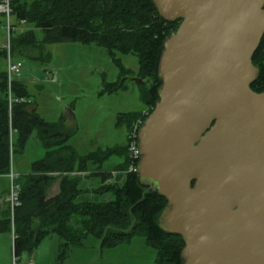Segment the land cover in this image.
Returning <instances> with one entry per match:
<instances>
[{"label":"water","instance_id":"water-1","mask_svg":"<svg viewBox=\"0 0 264 264\" xmlns=\"http://www.w3.org/2000/svg\"><path fill=\"white\" fill-rule=\"evenodd\" d=\"M151 2L179 24L136 129V182L166 199L157 226L181 236L180 264H264V90L250 87L264 0Z\"/></svg>","mask_w":264,"mask_h":264},{"label":"trees","instance_id":"trees-1","mask_svg":"<svg viewBox=\"0 0 264 264\" xmlns=\"http://www.w3.org/2000/svg\"><path fill=\"white\" fill-rule=\"evenodd\" d=\"M11 14L15 22L22 20L42 34L41 39L30 31L14 34L10 51L19 57L43 62L48 58L43 52L44 44L63 41L95 43L104 47L111 57L116 52L136 55L137 72L120 66V78L107 84L106 89L111 92L124 88L123 80L129 76L142 79L136 83L145 109L118 116V123L124 122L128 131L152 111L159 86L154 72L158 52L163 38L176 30L179 20H162L151 0H13ZM4 53L0 48V58ZM252 63L259 71L250 87L261 92L264 90V34ZM4 69L0 68V174L11 171L12 131L16 135L17 149L24 147L33 132L46 149L42 158L31 163L30 172L22 175L18 185L19 204L13 206L12 215L6 208L0 216L1 226L9 227L10 219L13 222V256L32 252L38 241L51 233L75 243L92 234L100 240V245L107 247L127 242L137 234L156 249L155 264H180L181 236L163 233L157 226V216L166 199L140 187L135 172L122 184L113 183L103 188L112 195L108 202L76 200L80 194V178L70 173L75 171L74 162L79 156L67 144L69 133L61 120L49 122L40 117L33 101H15L28 98L29 94L22 80H14L8 91ZM149 83L152 86L148 88ZM106 153H118L125 163L128 145L108 149ZM102 157L92 152L80 158L81 162L89 159L98 163ZM123 165L117 171L122 170ZM93 172L102 181L111 173ZM56 181L58 192L50 196L49 190ZM152 221L155 231L150 225Z\"/></svg>","mask_w":264,"mask_h":264},{"label":"rangeland","instance_id":"rangeland-1","mask_svg":"<svg viewBox=\"0 0 264 264\" xmlns=\"http://www.w3.org/2000/svg\"><path fill=\"white\" fill-rule=\"evenodd\" d=\"M5 18V15L0 14V48L5 52L0 58V68L6 71L8 54L5 48L8 42L11 47L13 35L30 31L41 39L42 34L24 21L15 22L11 14L9 24L12 23V28L7 35ZM43 49L44 55L48 57L43 62L19 57L10 51L11 58L21 63L18 77L23 80L29 94L28 98L23 99L33 101L38 115L43 119L49 122L61 120L69 133L67 144L79 156L74 162L75 171L70 173L80 178V194L76 200L108 202L112 195L103 188L113 183L122 184L134 172V163L131 162L134 160L129 151L125 163L124 157L118 153H106L108 149L129 147L132 142L134 127L128 131L124 122L118 123V116L141 112L145 105L140 98L138 84L131 76L123 80L124 88L109 92L106 86L120 78V66L136 73L137 56L116 52L111 57L104 47L79 41L48 43L44 44ZM150 86L151 83L148 88ZM12 139L10 172L15 178L12 181L9 176L0 174V216L6 208L12 215V186L19 185L22 175L30 172L31 163L42 158L46 152L35 133L29 135L21 149L15 147L16 135L13 131ZM92 152L104 157L98 163L89 159L81 162L80 157ZM122 164V170L117 171ZM96 170L111 173L102 181L101 177L94 174ZM52 188L58 189L57 181ZM153 222L150 225L155 231ZM14 237L10 219L9 227L0 225V264L13 263ZM19 257L21 262L31 264H155L157 252L144 236L137 234L127 242L107 247L100 245V240L92 234L85 235L75 243L51 233L39 240L32 252H22Z\"/></svg>","mask_w":264,"mask_h":264},{"label":"built area","instance_id":"built-area-1","mask_svg":"<svg viewBox=\"0 0 264 264\" xmlns=\"http://www.w3.org/2000/svg\"><path fill=\"white\" fill-rule=\"evenodd\" d=\"M12 2L13 0H0V14L5 15L6 16V22L4 25V28L6 29L7 35L9 32V29L12 28V23L9 24V16H11L12 13ZM21 22H23L22 20H20ZM9 38V37H8ZM6 51H7V61H6V78H7V86H8V91L10 88L11 83L14 80H19L20 78L18 77V73H19V69L21 68V63L19 61H15L11 58V54H10V47H9V42L6 44ZM10 99V98H9ZM15 101H24L23 98H19V99H15ZM134 130H133V135H132V142H130V145L128 147V151L130 153V157L133 158L134 162L131 161L132 163H134V170H135V162L138 158V149H137V145H136V129L138 127L137 123H134L133 125ZM9 176L11 177V179L13 180L14 174L12 172H10ZM12 190H11V194H10V200H11V207L13 208V206L18 205L19 201H18V185H13L12 186ZM16 189V190H15ZM13 263L12 264H31L29 262H21L20 261V257H16L13 256Z\"/></svg>","mask_w":264,"mask_h":264},{"label":"crops","instance_id":"crops-1","mask_svg":"<svg viewBox=\"0 0 264 264\" xmlns=\"http://www.w3.org/2000/svg\"><path fill=\"white\" fill-rule=\"evenodd\" d=\"M22 81H23V80H22ZM33 133H34V132H33ZM35 137H36V136H35ZM12 173H13V172H12ZM3 175L6 176V177L9 176V174H3ZM9 177H10V176H9ZM10 179H11V177H10ZM13 179H14V178H13ZM11 180H12V179H11ZM12 181H13V180H12ZM55 189H56V191H54ZM57 192H58V189H57V188H54V189H53V188L51 187V189L49 190V195L52 196V195L56 194ZM4 200H6V198H5Z\"/></svg>","mask_w":264,"mask_h":264},{"label":"bare ground","instance_id":"bare-ground-1","mask_svg":"<svg viewBox=\"0 0 264 264\" xmlns=\"http://www.w3.org/2000/svg\"><path fill=\"white\" fill-rule=\"evenodd\" d=\"M137 161V160H136ZM135 164H136V162H135Z\"/></svg>","mask_w":264,"mask_h":264}]
</instances>
